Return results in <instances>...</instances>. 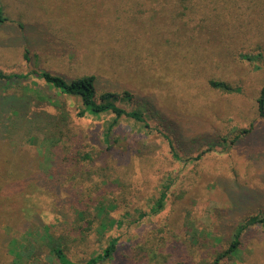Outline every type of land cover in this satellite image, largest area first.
<instances>
[{
    "label": "rangeland",
    "instance_id": "1",
    "mask_svg": "<svg viewBox=\"0 0 264 264\" xmlns=\"http://www.w3.org/2000/svg\"><path fill=\"white\" fill-rule=\"evenodd\" d=\"M0 8L4 74H93L98 92L143 119L122 115L105 139L114 113L80 116L78 97L32 75L0 79V264H61L56 245L81 262L112 238L98 264L210 263L233 239L218 264H264V0ZM23 87L43 99L18 100Z\"/></svg>",
    "mask_w": 264,
    "mask_h": 264
},
{
    "label": "trees",
    "instance_id": "2",
    "mask_svg": "<svg viewBox=\"0 0 264 264\" xmlns=\"http://www.w3.org/2000/svg\"><path fill=\"white\" fill-rule=\"evenodd\" d=\"M117 18V16H116ZM6 18L1 15V8H0V22L4 21ZM27 56L25 55V59ZM34 76L38 79L42 80L44 83L48 84L49 86L57 89L58 92L62 94H68L76 96L80 99L82 108L78 115L83 116L84 114L94 115L98 116L101 113L105 112H112L115 114L114 120L112 123L109 124L108 130L104 131L103 136L105 139H107L109 129L114 125L113 123L122 115L133 117L139 121H143L142 117L139 115L138 112L135 111H127L124 108L118 106L115 104L109 97L115 96L117 94L109 92V91H101L98 92L96 87V76L93 74H85L78 77L71 78L70 80L65 79L64 77L51 73L46 70H36L32 69L29 70L25 74H16V73H10V74H4L0 70V79H22L26 78L28 76ZM209 85L214 88H219L224 91L230 92V91H239V88L237 87H231L229 84L223 81H215L210 80ZM29 90L32 92V94L37 97L38 99L42 100L43 97L39 95L38 91L23 87V90L20 91L19 95L16 97L18 100L23 101L25 99H28L29 97ZM123 95H125L128 99L131 98V94H129L127 91H123ZM257 103V110L258 114L261 117H264V84L262 85L260 89L259 96L256 100ZM56 105V102H55ZM249 130V129H248ZM247 129H244L243 132H247ZM200 154L195 157V159L199 158ZM170 183H166L163 186V189L160 191L159 196L157 197L155 203L150 209V213H156L159 210L162 209L164 200L167 195V189L169 188ZM146 213L140 212L139 216H137V220L142 218ZM110 223H116L117 225H120L121 222L117 220H110ZM116 238H112L107 246L103 248V250L88 259L81 261V262H73L70 260L66 254L63 252L62 248L58 245L51 247L52 252L57 257L58 261L61 264H98L109 257L112 256L113 252L115 251L116 247ZM238 241L237 239H233L230 243V245L221 253H219L210 263H204V264H218L220 259L223 258L226 255L231 254L235 248L237 247Z\"/></svg>",
    "mask_w": 264,
    "mask_h": 264
}]
</instances>
